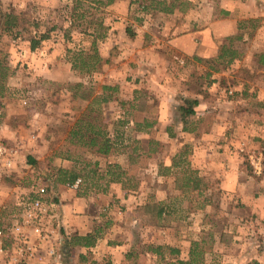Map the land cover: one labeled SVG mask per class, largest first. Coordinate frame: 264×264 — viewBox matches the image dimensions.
I'll return each instance as SVG.
<instances>
[{"label": "rangeland", "instance_id": "rangeland-1", "mask_svg": "<svg viewBox=\"0 0 264 264\" xmlns=\"http://www.w3.org/2000/svg\"><path fill=\"white\" fill-rule=\"evenodd\" d=\"M23 1L26 6L20 7ZM125 1L121 6H113V2L97 7L90 0H0L3 11L17 17L19 25L0 37V49L5 51V64L10 68L7 78L0 75V93L13 96L15 100L11 102L16 105L2 120L8 134L0 143L21 149L20 140L30 141L40 157L39 160L33 157V149L24 154L25 160L30 157L36 160L33 165L37 173L30 179L49 188L52 181L57 182L59 168L76 164L56 154L69 147L64 142L66 130L81 112L80 106H84L81 100L73 99L71 85L84 82L94 87V93L102 92L101 85L115 86V99L104 106V120L110 135L117 137L116 152L105 157L83 153L70 146L81 151L79 168L86 161L91 162L89 169L99 162L95 179L85 180L83 171L79 174L83 180L80 186H71L73 195L83 200L76 211L78 231L88 227L91 232L99 233L94 249L88 246L92 251L84 257L77 253L81 264H178L172 259L185 256L188 241L191 243L199 236L209 239L211 242L206 247L212 246V249L198 256L200 260L204 258L203 263L194 264H264V233L258 231L261 228L257 221L250 222L256 214L246 208L243 193L241 197L237 193L227 194L218 182L201 178L193 159L199 148L196 144L200 139L196 135L200 119L195 113L184 118L180 109L184 99H198L192 107L195 110L200 105V97L205 96V101L224 111L228 121L231 108L237 104L238 112H234L238 116L234 119L237 127L249 118L261 121L263 114L249 112V106L262 108L264 100L261 99L264 66L258 65L256 57L257 53L264 52V0H186L178 3L172 12L156 9L151 0ZM144 6H148L147 9ZM122 15L126 19L116 24L121 26L123 37L125 28L130 39L136 38L139 29L160 43L158 60H155L160 77L156 75L152 82L141 80L143 75L136 77L139 63L134 60L127 63L130 54L123 50L127 41L121 43L120 34L117 33L114 43L102 45L112 27L108 23ZM194 28L211 30L206 39L202 37L205 44L198 56L214 57L223 43L230 42L242 55L208 79L207 66L195 58L197 55L184 56V52L172 47V37L188 30L192 32ZM18 31L20 33H15ZM102 32H106V36L98 37ZM42 34L48 36L40 39ZM32 39L41 40L34 49ZM28 44L30 48L26 49ZM94 44L101 57L100 48L111 52L106 59L102 57L99 69L89 74L73 68L74 52L92 53ZM51 57L55 67L49 62L45 71ZM53 68L59 72V79L50 77L49 71ZM121 101H135L136 105L122 106ZM145 116L155 120L152 130H137L135 121ZM208 125L209 122L203 124L201 130ZM252 136L254 140L248 147L240 137L239 143L221 141L216 146V139L211 138L209 150L236 146L245 170L257 179L256 163L260 162L262 170L264 157L262 154L258 158L250 157L253 150L249 149L257 145L255 151L261 150L262 138L258 133ZM151 140L159 143L150 144ZM110 163L119 164L118 170L128 171L123 183L107 185L109 177H101ZM19 165L20 162L9 175L0 177V218L5 216L0 226L12 229L21 225V233H24L21 236L12 230L5 236L3 244L10 252L5 263L75 264L77 261H70L65 255L67 242L72 240L68 236L70 232L75 233L60 221V201L56 196L61 194L48 190L44 217L11 221V215L20 209L19 202L36 196L30 188L24 190L29 181L24 182L19 175ZM19 169L26 174L29 170L25 165ZM70 184L65 185L70 187ZM260 186L262 182H256V189L244 194L256 200L264 194L263 190H258ZM65 193L72 195L69 189ZM159 202H163L167 212L160 218L157 216ZM201 219L205 226L203 233L199 230ZM228 230H233L232 235L236 237ZM76 235L86 234L76 233L72 238ZM214 235L221 240L217 248ZM117 244H123V249L112 253ZM177 247L185 249L184 254L171 251ZM41 250L48 254L44 255Z\"/></svg>", "mask_w": 264, "mask_h": 264}, {"label": "crops", "instance_id": "crops-1", "mask_svg": "<svg viewBox=\"0 0 264 264\" xmlns=\"http://www.w3.org/2000/svg\"><path fill=\"white\" fill-rule=\"evenodd\" d=\"M124 2L126 1L116 0L113 6H117V5L121 6L124 4ZM236 4H240V3L237 2ZM19 6L20 7L26 6V2L23 1V3H21V5ZM156 14H163V13H153V15H156ZM125 19L126 18L122 15V16H118L117 19H114L112 23H108L112 27L110 29L108 36L106 37V40L102 43V45H109L111 43H114L117 37V33L120 34V37L122 39L120 40V42L124 43V41H127V43L126 44L124 43V46H123V50H127V54L128 55L130 54V58L128 56L127 63H130V61L132 60L139 63L140 69H136V72L139 71V73L141 74L138 73L136 77H142L143 75L141 80L147 79L149 82H152L156 79V75H158V78L160 77V74L156 73L157 70L155 68V64L157 65L155 60L156 59L158 60V52H159L157 47L160 46V43L156 39L154 40L153 38H149L145 30L142 31L139 29L136 30L138 34H136L135 39H130L128 36H126L127 34L126 28L124 29L125 37H123L121 35V30H120L121 26L117 25L116 23L121 22L119 20L124 21ZM116 29L118 31H116ZM149 31L151 32V30ZM208 31L210 35L211 30L209 28L202 29V30L200 28L199 29L194 28L192 32L188 30L184 34L182 33L178 35L176 34V36L172 37V40H171L172 47L176 48L180 53L184 52L183 53L184 56H187L190 54H192V56L198 55L197 53L201 50L202 45L205 44L204 40L202 42V37L206 39V37H208ZM134 40H135L134 43L131 42ZM212 42H213V39H212ZM26 46H27L26 49L30 48L29 44ZM100 49H101L100 53L102 57L106 59V57L110 56V53H111L110 51H107V50L104 51L103 48H100ZM53 59L54 58L51 57L50 60L46 62V67H44L45 71L47 70V67L49 66V62L51 63V67H55V60ZM38 63L39 64L37 65L38 66L40 65L39 67L41 68L42 65L40 64V62ZM104 69H107V68L104 67ZM49 73L52 79H57V78L59 79L60 74L56 69L53 68L52 71H49ZM261 95L263 96V98L261 99H264V93H262ZM11 97L13 96L9 94L0 95V141L4 139V137H6L5 135L8 134V132L4 128L6 126V123H4L2 120L5 118V114L9 115L12 108L16 106L14 103L11 102V100H15V99ZM204 97L205 96L200 97V105L195 108V111H196L195 114L200 119V127H198L199 129L196 135L197 137H199L200 142L196 144L197 146H199V148L195 150V154L193 155L194 166L196 167V169L199 170L201 178L204 177L205 180H208V181L210 180L212 183L218 182V185L220 186V188L223 191L227 192V194L237 193V195L241 197L242 196L241 194L243 193L244 200L246 201L245 202L246 208L249 209L252 214H256L255 219L250 222L257 221V223L260 224L259 226L261 228V229L258 228V231L260 233H264V230H263L264 228L263 227L264 225V194H260L256 200L252 199L251 196H246L244 194V192L251 191L253 189L255 190L256 182H259V181L262 182V186L258 187V190L264 191V167L261 171H257L258 177L256 179L253 176V174H250L249 172L245 170L246 168L243 164L242 155L241 153H239L238 148L236 146H234L233 148L230 147L229 149H226V150L217 149V148H214L213 150H209V144L211 142L209 139L211 138L216 139L214 141L215 142L214 144L216 146L218 143H221V141L223 142L227 141L230 144L239 143L238 138L240 137L242 140L241 142L246 143L248 147V145L251 144L254 140L252 135L255 136V134L258 133L259 136L262 138L261 144H260L261 150L257 149L258 151H255L254 146H257V145L253 144L254 145L253 148L249 149L250 152L253 150L250 157L258 158L260 154H262V156L264 157V100L261 103L262 108L258 109L257 107L249 106V112L255 113L256 111V112H259L260 114H263V116H261L260 118L261 121L260 120L257 121L253 118H249L247 120H242L239 126L237 127L238 123H234V119H237L238 117V116H235V113H234L235 111L238 112L237 104L236 106H233L231 108L229 112L231 117L229 118L230 120L228 121V119L225 117V114L223 113L224 111L222 109L217 108L215 104L205 101ZM16 98L19 100V95H17ZM20 98H22V96H20ZM23 102L25 103V100ZM206 122H209L208 127L206 129L201 130V126L205 124ZM20 142H21L20 159H19L20 165L17 168V171L19 172V175L23 177V179L25 180L24 182H26V180L29 181L28 183H26L27 186L24 188V190L28 191L31 183L33 182L30 179V177L33 178L34 175H36L37 169L35 168L33 163L30 162L29 158L25 160L24 154L27 153L28 151L31 152L33 149L31 146L32 145L31 142L28 141L27 139L20 140ZM34 151L35 153H33V157H35L36 160H39L40 157L38 156L37 151L36 150ZM24 165L27 167V169H29L27 171V174L29 173L28 176L26 172H22L19 169L21 166H24ZM48 189L49 190L51 189L54 193H56V195L61 194L59 197L58 196L56 197H57V200L60 201V208H61L60 209L61 211L60 221L63 222V225H66L65 226L66 228L69 227L71 229L70 231L74 232L75 234L76 233L87 234L91 232V229H89L88 227L84 231H78V227H77L78 217H77L76 211H77V208L80 207L79 205L80 201H83V200L80 199V197H78L77 195L75 196L73 195V190L71 189V186L69 187L65 184L52 181ZM66 189L71 190L72 195L70 194L68 196L67 193H65ZM159 203L163 204V202H159ZM164 214H167V213H164ZM248 216H251V215L248 214ZM200 221L201 222H199V228H200L199 230L201 233H203V230L205 227L204 220L201 219ZM228 231L226 232H228L231 235L232 233H235L233 230H228ZM75 234L70 232V236H68V238L72 239V236ZM233 236L236 237L234 234L232 235V237ZM201 238L200 236L198 238H194L191 241V243L188 241V244H187L188 249L186 250L185 256L180 257L181 259H178V260L175 258H173L172 260L177 261V263L179 260H184L186 262H189L191 258L190 244L192 245L193 241L201 240ZM215 239H216L215 248H217L221 240L217 236H215ZM109 247L111 246L109 245ZM90 248L94 249V246ZM90 248L72 244L71 241H68L67 242V252L65 253V255L68 256L70 261L78 262V263L76 262L75 264H79V263L81 264V260L78 258L79 255L77 253H81V256L84 257V255H87L89 251H92V250H88ZM114 248L115 250H112V253H118L120 249H123V244H117L116 247ZM173 249L176 250L175 253L184 254L185 249L181 247H177ZM41 251H44V255L48 254L46 250H41ZM217 251L218 250L215 249V253H217ZM154 252L157 253V251H154ZM203 259L204 258H201V260L197 259V261L193 262L192 264L196 262H201V261L203 263L204 262ZM258 259L259 261H262L260 258ZM46 261H49V260H46ZM90 262L92 263V260ZM230 263L232 262L219 263V264H230ZM212 264H218V263L213 262Z\"/></svg>", "mask_w": 264, "mask_h": 264}, {"label": "trees", "instance_id": "trees-1", "mask_svg": "<svg viewBox=\"0 0 264 264\" xmlns=\"http://www.w3.org/2000/svg\"><path fill=\"white\" fill-rule=\"evenodd\" d=\"M92 5H108L112 4L116 0H90ZM186 0H151V4L162 12H172L178 3L183 4ZM151 5V6H152ZM148 6H144V9H147ZM17 17L13 14H9L3 11L0 2V37L7 32H12L18 27ZM101 26V24H100ZM129 29V28H128ZM20 33V31L15 32ZM48 35L42 34L40 39L46 38ZM106 32L98 34V37H105ZM40 39H32L31 47L34 49L36 45L41 41ZM5 51L0 49V75L2 78H7L9 76V66L5 64ZM241 52L236 48L233 43H223L220 46V49L216 56L206 58L195 56V58L207 66L205 72L206 77L209 79L214 73L219 72L222 69V66L226 67L233 63V61L241 56ZM257 63L259 66H264V52H259L256 54ZM102 62V57L98 54L97 50L91 53L85 52H74L72 57V65L75 69H82L87 73H93L99 69V66ZM102 92L94 93V87L92 85H87L84 82H75L71 85L72 96L74 100H81L84 103V106L81 109V112L71 123L70 127L66 130V136L64 142L69 146L65 149H60V152L56 153L63 159L76 161L71 168L61 167L59 168V174L56 176V181L62 184L73 183L78 177H81L79 174L85 171L84 178L87 180L88 177L95 179L97 176V166L99 162H95L94 167L88 168L91 165V162L86 161L85 165L82 168L77 166L79 162V154L81 151L77 152L74 148L76 147L79 150L85 152H91L100 156H109L116 152L118 147L117 137H112L108 129V124L104 120V106L108 102L115 99L114 91L116 90L115 86L112 85H101ZM1 94V93H0ZM138 97V96H136ZM132 103V104H131ZM198 103V99H184V103L180 106L182 111V116L185 118L191 114L195 113L193 110V104ZM122 106L131 104V106L136 105L135 101H121ZM188 105V106H187ZM129 113V111H126ZM155 124V120H151L147 116L143 117L141 121H135V127L137 130H152ZM185 129L187 127L185 126ZM158 144L156 140H151L150 144ZM31 163H36V160L30 157ZM119 164L110 163L108 164L105 174L101 177H109L108 184L110 182H124V177L128 175L127 170H118ZM199 179V178H198ZM191 179L190 181H192ZM164 213H167L161 203L157 204V216L160 218ZM99 233L89 232L86 235H76L72 238L71 243L81 246H93L96 243ZM211 242L206 237L202 238L201 241L193 242L191 248V258L189 262L184 260H179L178 264H192L197 261L198 256L201 255L206 250H211L212 246L206 247V244ZM161 248V247H159ZM158 248V250H159ZM176 250L172 248V252ZM219 264V263H218Z\"/></svg>", "mask_w": 264, "mask_h": 264}, {"label": "built area", "instance_id": "built-area-1", "mask_svg": "<svg viewBox=\"0 0 264 264\" xmlns=\"http://www.w3.org/2000/svg\"><path fill=\"white\" fill-rule=\"evenodd\" d=\"M19 154L20 149L15 145L0 143V177L4 174L9 175L11 171L14 170L20 159ZM256 169L261 171L260 162L256 163ZM82 181V178L78 177L73 183L70 184V186L78 188ZM30 189L36 194V196L23 198L19 202V211H16L11 215V221H20L24 218L26 221H29L34 218H42L45 216L46 207L48 208V201L45 198V196L48 194V186L44 183L35 181L31 183ZM4 217L1 216L0 220H4ZM10 228L11 227L7 225L0 226V264H6L5 262L8 260L10 255L8 248L3 244L5 236L9 235V232L12 230L16 231L21 236L24 235V233H21V225H16L15 228L12 229ZM51 252L54 253L53 250H50V253Z\"/></svg>", "mask_w": 264, "mask_h": 264}]
</instances>
